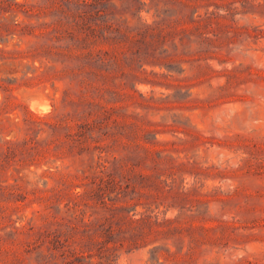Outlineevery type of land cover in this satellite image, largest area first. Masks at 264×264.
<instances>
[{
    "label": "rangeland",
    "instance_id": "1",
    "mask_svg": "<svg viewBox=\"0 0 264 264\" xmlns=\"http://www.w3.org/2000/svg\"><path fill=\"white\" fill-rule=\"evenodd\" d=\"M183 1L190 5L0 0V85L10 86L0 87V264H49L48 233L86 249L92 224L110 217L111 205L116 224L126 215L171 219L182 232L136 248L114 243L117 234L110 250L100 253L97 244L83 264H264V0ZM82 13L101 33L111 24L136 35L180 18L203 34L170 48L183 59L171 71L125 61L124 74L108 81L115 91L97 99L112 113L103 135L72 151L69 129L56 125L75 110L80 118L85 105L70 103L80 96L64 74L73 64L55 52L64 50L57 38L64 29L82 35L73 17ZM100 174L122 187L105 197L107 207L90 183ZM68 176L78 185L72 190L60 184ZM78 191L86 193L78 198ZM168 249L178 262L165 260Z\"/></svg>",
    "mask_w": 264,
    "mask_h": 264
},
{
    "label": "trees",
    "instance_id": "2",
    "mask_svg": "<svg viewBox=\"0 0 264 264\" xmlns=\"http://www.w3.org/2000/svg\"><path fill=\"white\" fill-rule=\"evenodd\" d=\"M81 1L83 5L88 4V0ZM175 1L190 5V3L183 0ZM73 17L75 18V26H78L79 33L82 35L75 36L74 30L64 29L60 34H57L58 40L62 41L63 46L61 47L64 50L55 52V54H59L60 57H63L66 61H71L73 64L70 70L65 69L64 74L70 76V84H75L80 94L78 101L71 99L70 88L72 86H69L65 90L63 102L66 103L71 99L70 103L74 105H85V109L79 112L80 118H77L76 114H78V111L75 110L76 114H65L61 118L62 122L56 125V127L66 125L69 129L67 140L72 151L76 148H88L86 145L90 140L99 141L93 133L97 132L101 135V130L108 126L106 120L109 119L107 114H112L111 108L105 106L97 99H103L106 93L115 91L111 90L107 84L111 78L124 74L125 61L129 60L131 64H139L140 62V65L141 62L147 61L171 71L174 69V63L183 59L174 57L177 54L172 53L170 48L177 51L180 46L186 44L185 38L187 34L196 33L201 36L203 34L199 27L194 31L189 27L178 24L180 23V18L169 23L159 22L144 25V28H137L136 35H128L126 33L121 34L120 30L114 29L111 24L102 27V33L97 32L90 24L81 21V19L84 20L85 18L84 13ZM119 32L122 37L116 35ZM102 43L111 44L112 47L109 49L101 48L99 45ZM134 75L137 76V74ZM0 87L4 91L10 88L9 85H0ZM93 97L94 100L91 99ZM104 135H107V132ZM103 167H106V165H103ZM147 179L145 175L141 176V187L146 186ZM126 180L130 183L128 177ZM117 181L111 174H100L90 181L93 186L92 190L99 194L100 203L105 207H107L105 197L113 191L112 189L114 187L119 190L122 188ZM129 183L126 187H132L133 192L142 195L141 190L136 185H130ZM60 184L70 190L78 186L71 176H68L67 179H60ZM80 186L82 187V184ZM61 188L59 187L58 190H61ZM85 193L78 191L76 196L82 198ZM181 199L188 200V196L184 195L183 197L182 195ZM109 209L111 210L110 217H106L102 222L97 221L92 224V229L95 231L93 235H90L86 249L77 251L76 249L68 248L70 245L68 241L71 240L72 236L67 237L65 244L61 235L48 233L46 241L51 242L52 245L49 247L48 252L44 254V262L49 264H83L82 259L92 256L97 244L101 245L98 247L100 253L110 250L113 247L111 245L113 237L117 236V234L119 238L114 243H118L121 247L128 244L136 248L141 243L149 244L147 241H158L160 235L168 236L175 230L178 234L182 232L181 228L173 226L171 219H165L164 222H154L150 217L134 219L126 215L119 218V223L116 224V210H118V207L111 205ZM94 235L98 237L95 238ZM151 236H155V238L151 240ZM60 246L66 248L59 249ZM152 251H157V247H154ZM167 251H169V254L165 260L175 259L176 262L180 260L179 255L169 249ZM157 258V260L160 259V254H157Z\"/></svg>",
    "mask_w": 264,
    "mask_h": 264
},
{
    "label": "bare ground",
    "instance_id": "3",
    "mask_svg": "<svg viewBox=\"0 0 264 264\" xmlns=\"http://www.w3.org/2000/svg\"><path fill=\"white\" fill-rule=\"evenodd\" d=\"M41 107V106H40ZM42 109H43V107H42ZM44 109H45V107H44Z\"/></svg>",
    "mask_w": 264,
    "mask_h": 264
}]
</instances>
